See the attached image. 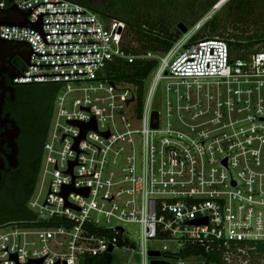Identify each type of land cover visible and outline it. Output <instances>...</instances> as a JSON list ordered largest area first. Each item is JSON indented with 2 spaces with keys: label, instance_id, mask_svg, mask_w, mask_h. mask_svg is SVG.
I'll return each mask as SVG.
<instances>
[{
  "label": "built area",
  "instance_id": "obj_1",
  "mask_svg": "<svg viewBox=\"0 0 264 264\" xmlns=\"http://www.w3.org/2000/svg\"><path fill=\"white\" fill-rule=\"evenodd\" d=\"M13 3L24 10L39 4L31 22L41 12L69 11L86 13H46L43 22L95 21L43 24L45 33L98 31L46 34L49 43L87 42L46 44L31 26L2 25V38L29 41L39 53H67L31 54L30 63H97L27 64L14 79L58 84L62 92L28 200L32 216L0 224V264L203 260L200 253L181 255L193 248L219 252L226 264L248 262L264 245V40L256 51L234 54L227 39L192 42L188 31L166 52L131 51L123 21L82 3ZM115 60L156 62L142 98L138 84L108 78ZM93 121L97 130L82 137L74 122ZM71 185L81 191L65 198ZM121 251L128 259L114 263Z\"/></svg>",
  "mask_w": 264,
  "mask_h": 264
},
{
  "label": "trees",
  "instance_id": "obj_2",
  "mask_svg": "<svg viewBox=\"0 0 264 264\" xmlns=\"http://www.w3.org/2000/svg\"><path fill=\"white\" fill-rule=\"evenodd\" d=\"M82 3L91 8L105 19H118L126 24L125 43L128 50H153L166 52L181 37L178 28L180 23L189 29L199 20L204 18L220 0H71ZM256 17V21H264V0H228L220 11L215 12L199 31L193 35L194 42L203 38L222 37L229 41L232 50L240 49L242 53L256 51L264 40V32L248 35L229 34L228 26L247 19ZM155 61H137L130 63L124 60H115L106 70L109 78L116 82H131L140 86V96L144 93V81L155 67ZM25 85V84H22ZM34 87V95L25 98L26 117H30L35 108L37 96L46 99L49 90L52 93V111L41 137L42 154L36 169L35 179L27 200L34 193L38 175L42 165L43 147L48 137L49 128L53 116L55 98L60 85L54 83L26 84ZM39 91V92H38ZM43 91L42 93H40ZM32 212H27L16 218L0 221V224L23 218H30ZM192 253H200L206 264H226L219 252H205L199 248H193L181 253L182 256H190ZM251 255L264 256V245L259 244ZM96 264L106 262V257L94 258ZM104 264V263H103ZM106 264V263H105Z\"/></svg>",
  "mask_w": 264,
  "mask_h": 264
},
{
  "label": "flooded vegetation",
  "instance_id": "obj_3",
  "mask_svg": "<svg viewBox=\"0 0 264 264\" xmlns=\"http://www.w3.org/2000/svg\"><path fill=\"white\" fill-rule=\"evenodd\" d=\"M10 6V0H0V27L2 14ZM5 43L0 37V221L31 211L29 199L25 200L34 183L41 137L52 111L51 91H41L46 99L39 95L33 113L26 117L25 98L35 97L34 87L15 83L11 76L26 67L29 47L24 43L1 46Z\"/></svg>",
  "mask_w": 264,
  "mask_h": 264
},
{
  "label": "water",
  "instance_id": "obj_4",
  "mask_svg": "<svg viewBox=\"0 0 264 264\" xmlns=\"http://www.w3.org/2000/svg\"><path fill=\"white\" fill-rule=\"evenodd\" d=\"M221 1V0H220ZM10 2H13V0H10ZM44 3H51V2H44ZM219 3V2H218ZM39 5V4H37ZM33 6L29 9H20V7L18 6L17 3H13L9 9L5 10L3 15V20L1 21V26L2 25H13V26H20V27H28L31 26L29 28H35L39 34L41 35V37L43 38L44 42L46 44H64V43H87V42H58V43H49L47 41L46 38V34H63V33H85V32H98V31H82V32H49V33H45L43 30V24H48V23H84V22H95V21H73V22H43V15L46 13H86V11H69V12H41L37 15L38 20L36 22H31L28 19L29 14L36 8V6ZM178 28L180 29V31H182L183 33H187L189 31V28L183 24L180 23L178 25ZM1 37V36H0ZM2 38V37H1ZM6 43L4 45L1 46H10V44H15V46L17 47L19 43H24L26 46L29 47V51L27 53V57H26V63L29 66H37V65H59V64H78V63H97V62H75V63H54V64H38V63H30L31 60V54H44V55H48V54H67V53H39L37 51L34 50L33 46L31 45V43L29 41L26 40H18V39H8V38H2ZM16 40V42H12ZM91 42H100V41H91ZM29 43V45L27 44ZM71 53H92V52H71ZM19 74H22L21 71L16 72L13 76H11L12 79L16 78L17 76H19ZM63 74H78V73H63ZM42 75H58V74H42ZM24 76V75H23ZM25 76H38V75H25ZM109 78V77H108ZM75 80V79H74ZM61 81V80H59ZM46 82V81H44ZM32 83V82H30ZM75 124L79 125L82 130V137L85 136L86 132L90 129H94L97 130V125L95 123V121L91 122V123H87V124H83V123H76ZM153 126L157 127L158 126V113L154 112L153 115ZM80 140V138L78 139V141ZM76 164V162L71 164V168H70V172L73 169V166ZM81 191L78 189H75L73 185L65 187L63 190V195L65 196V198H67L68 194L73 191ZM26 223H37V222H26ZM150 255L153 256H158L160 255L159 252H150ZM152 264H169L168 261H163V260H153Z\"/></svg>",
  "mask_w": 264,
  "mask_h": 264
},
{
  "label": "rangeland",
  "instance_id": "obj_5",
  "mask_svg": "<svg viewBox=\"0 0 264 264\" xmlns=\"http://www.w3.org/2000/svg\"><path fill=\"white\" fill-rule=\"evenodd\" d=\"M225 1H228V0H225ZM221 4H223V5L219 8H217V5H218V3H217L214 6V8L206 16H209L210 14L213 15L215 12L220 11L223 8L225 3H221ZM255 19H256V17H252V18L247 19V21H244L242 23L239 22V23L235 24V26H234V24L228 26L227 36L229 34H242V33H244V35H248V34H252L255 32H257V33L264 32V21L258 22ZM202 20H203V18L201 20H199L192 28L189 29V31H191L192 34H196L199 31V29H200L199 26L201 25L199 22H201ZM177 29L179 30L180 35L182 36L183 32L180 31L179 28H177ZM234 54H240V49H237L236 51L234 50ZM148 83L149 82H147V84ZM165 83H166V81H164V84ZM161 89H162V84L158 88V92L156 94V97L153 100L154 106L157 107L158 109H161V101L159 100V96L161 94ZM61 92H62V90L59 93H61ZM37 97L38 98H36V102L39 99V96H37ZM38 105L39 104H37V106ZM54 111H55V104H54V109H53V115H54ZM42 161H43V159H42ZM129 255H130L129 253H122V251L116 252L114 255L113 261H114V263H121V262L127 260ZM171 264H176V262L173 261V262H171ZM187 264H206V263L204 260H201V259L198 260L195 258H191V259H188ZM212 264H217V263H212ZM237 264H264V256L253 255V256H250V258L248 259V262H246V263L245 262H238Z\"/></svg>",
  "mask_w": 264,
  "mask_h": 264
}]
</instances>
